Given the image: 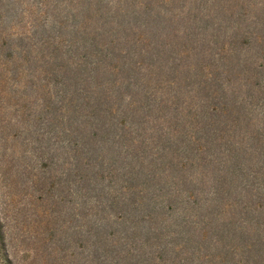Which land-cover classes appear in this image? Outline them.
I'll use <instances>...</instances> for the list:
<instances>
[{
	"label": "trees",
	"instance_id": "trees-1",
	"mask_svg": "<svg viewBox=\"0 0 264 264\" xmlns=\"http://www.w3.org/2000/svg\"><path fill=\"white\" fill-rule=\"evenodd\" d=\"M29 11L65 208L60 231L51 198L45 264H264V0Z\"/></svg>",
	"mask_w": 264,
	"mask_h": 264
},
{
	"label": "rangeland",
	"instance_id": "rangeland-1",
	"mask_svg": "<svg viewBox=\"0 0 264 264\" xmlns=\"http://www.w3.org/2000/svg\"><path fill=\"white\" fill-rule=\"evenodd\" d=\"M35 1L0 0V264H10L3 252L12 264H29L36 251V264H45L51 198L58 201L60 231L65 214L59 191L53 197L46 192L50 170L41 163L49 157V135L43 97L36 98L32 65L25 59L33 35L29 7ZM36 85L44 94V81ZM36 115L42 118L39 125ZM56 162L60 177L61 155Z\"/></svg>",
	"mask_w": 264,
	"mask_h": 264
}]
</instances>
